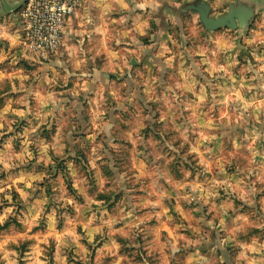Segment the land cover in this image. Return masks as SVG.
<instances>
[{
  "label": "clouds",
  "instance_id": "obj_1",
  "mask_svg": "<svg viewBox=\"0 0 264 264\" xmlns=\"http://www.w3.org/2000/svg\"><path fill=\"white\" fill-rule=\"evenodd\" d=\"M0 264H264V0H0Z\"/></svg>",
  "mask_w": 264,
  "mask_h": 264
},
{
  "label": "rangeland",
  "instance_id": "obj_2",
  "mask_svg": "<svg viewBox=\"0 0 264 264\" xmlns=\"http://www.w3.org/2000/svg\"><path fill=\"white\" fill-rule=\"evenodd\" d=\"M24 6V5H23ZM22 6V7H23ZM47 135V134H46ZM78 156H80L81 158L83 157V152H81V151H79L78 150ZM174 167H176V168H178L179 167V162L177 161V163L174 165ZM63 168V163L62 162H59L58 164H57V169L59 170V169H62ZM101 198H106V197H101ZM116 199L117 200H119L120 199V196L119 195H117L116 196ZM125 251H128L129 253H131V252H134L135 250L134 249H125ZM137 259H139V257H137Z\"/></svg>",
  "mask_w": 264,
  "mask_h": 264
},
{
  "label": "crops",
  "instance_id": "obj_3",
  "mask_svg": "<svg viewBox=\"0 0 264 264\" xmlns=\"http://www.w3.org/2000/svg\"><path fill=\"white\" fill-rule=\"evenodd\" d=\"M26 1H27V0H25V3H26ZM22 6H23V5H22ZM26 67H27V65H26ZM46 134H47V133H45V135H46Z\"/></svg>",
  "mask_w": 264,
  "mask_h": 264
},
{
  "label": "built area",
  "instance_id": "obj_4",
  "mask_svg": "<svg viewBox=\"0 0 264 264\" xmlns=\"http://www.w3.org/2000/svg\"><path fill=\"white\" fill-rule=\"evenodd\" d=\"M26 3H27V1H26ZM26 3H25V5H26Z\"/></svg>",
  "mask_w": 264,
  "mask_h": 264
}]
</instances>
